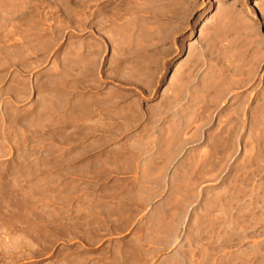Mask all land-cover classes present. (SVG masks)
Wrapping results in <instances>:
<instances>
[{
  "label": "rangeland",
  "instance_id": "rangeland-1",
  "mask_svg": "<svg viewBox=\"0 0 264 264\" xmlns=\"http://www.w3.org/2000/svg\"><path fill=\"white\" fill-rule=\"evenodd\" d=\"M0 264H264V0H0Z\"/></svg>",
  "mask_w": 264,
  "mask_h": 264
}]
</instances>
